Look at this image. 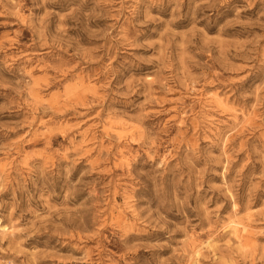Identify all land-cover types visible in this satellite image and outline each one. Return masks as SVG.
I'll return each mask as SVG.
<instances>
[{
	"label": "rangeland",
	"instance_id": "1",
	"mask_svg": "<svg viewBox=\"0 0 264 264\" xmlns=\"http://www.w3.org/2000/svg\"><path fill=\"white\" fill-rule=\"evenodd\" d=\"M0 264H264V0H0Z\"/></svg>",
	"mask_w": 264,
	"mask_h": 264
},
{
	"label": "bare ground",
	"instance_id": "2",
	"mask_svg": "<svg viewBox=\"0 0 264 264\" xmlns=\"http://www.w3.org/2000/svg\"><path fill=\"white\" fill-rule=\"evenodd\" d=\"M245 232H246V230H245L244 227H241V226L240 227H236L235 226V233L237 234L238 237L243 236ZM240 238H243V237H240Z\"/></svg>",
	"mask_w": 264,
	"mask_h": 264
}]
</instances>
